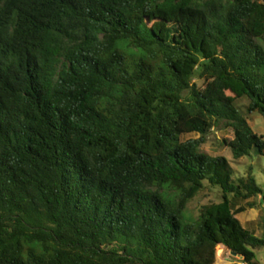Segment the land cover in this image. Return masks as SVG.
Instances as JSON below:
<instances>
[{"label":"trees","instance_id":"obj_1","mask_svg":"<svg viewBox=\"0 0 264 264\" xmlns=\"http://www.w3.org/2000/svg\"><path fill=\"white\" fill-rule=\"evenodd\" d=\"M241 97L264 119V0H0V264H258L264 190L201 150L264 155Z\"/></svg>","mask_w":264,"mask_h":264},{"label":"rangeland","instance_id":"obj_2","mask_svg":"<svg viewBox=\"0 0 264 264\" xmlns=\"http://www.w3.org/2000/svg\"><path fill=\"white\" fill-rule=\"evenodd\" d=\"M247 99L241 97L235 103L236 107L240 112H242L246 118L249 126L252 128L253 132L257 135L263 137L264 140V119L257 113L251 112L246 113ZM197 134H186L183 139L195 138ZM232 131L230 128L226 127L224 124H220L216 128H213L206 136V140L201 144V150L210 156H224L228 159L231 166L233 167L232 179L240 177L246 173L249 168L260 186L264 190V155H254L241 157L239 159H233L228 147L221 144L222 139H231ZM220 199V193L216 188H212L205 185L192 201H190L186 207L188 215L196 217L199 208L209 202H218ZM264 204V203H263ZM264 218V206L260 205L256 209L246 210L243 213L237 214L236 217L240 220L241 224L249 229H253L256 233L261 234V228L259 223H257L259 216ZM187 216V215H186ZM253 231V232H254ZM255 257L258 264H264V246L259 249H255ZM238 260V257L234 256L229 250L223 245L216 246V257L214 264H228L234 263Z\"/></svg>","mask_w":264,"mask_h":264},{"label":"crops","instance_id":"obj_3","mask_svg":"<svg viewBox=\"0 0 264 264\" xmlns=\"http://www.w3.org/2000/svg\"><path fill=\"white\" fill-rule=\"evenodd\" d=\"M264 201H262V203H261V206L263 205L264 206ZM243 213V212H242ZM240 221V220H239ZM241 223V222H240ZM243 226V225H242ZM244 227V226H243ZM246 228V227H245ZM248 230H250V231H254L252 228L251 229H249V228H247ZM254 234L255 235H257V236H259L260 235V233L258 234V233H256L255 231H254ZM220 246H222V245H220ZM215 257H216V252H215ZM239 257H238V260L237 261H235V262H237V264H238V262H239ZM215 262V261H214ZM228 264H231V263H228Z\"/></svg>","mask_w":264,"mask_h":264},{"label":"built area","instance_id":"obj_4","mask_svg":"<svg viewBox=\"0 0 264 264\" xmlns=\"http://www.w3.org/2000/svg\"><path fill=\"white\" fill-rule=\"evenodd\" d=\"M238 264H246V263H244V262H242V261H239Z\"/></svg>","mask_w":264,"mask_h":264},{"label":"water","instance_id":"obj_5","mask_svg":"<svg viewBox=\"0 0 264 264\" xmlns=\"http://www.w3.org/2000/svg\"><path fill=\"white\" fill-rule=\"evenodd\" d=\"M233 255H234V253L233 252H231Z\"/></svg>","mask_w":264,"mask_h":264}]
</instances>
